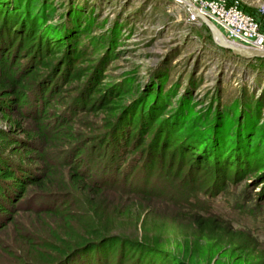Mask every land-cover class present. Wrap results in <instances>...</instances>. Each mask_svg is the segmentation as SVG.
I'll return each instance as SVG.
<instances>
[{"label":"rangeland","instance_id":"obj_1","mask_svg":"<svg viewBox=\"0 0 264 264\" xmlns=\"http://www.w3.org/2000/svg\"><path fill=\"white\" fill-rule=\"evenodd\" d=\"M238 1L264 32V12L259 8L264 0ZM0 7L36 16L43 21L42 29L59 36L73 65L85 68L72 95L94 80L101 95L120 92L122 111L133 105L144 109V118L153 121L150 128L142 125L145 148L157 129L185 127L175 132L177 141L171 140L167 157L175 148L184 151L178 139L185 133L194 137L203 133L204 139L193 146L195 153H221L213 168L212 158L200 169L193 163L187 169L182 166L183 154L175 160L183 172H190V179L205 178L208 187L184 188L169 179L167 185L180 199L186 193L189 199L195 195L200 200L196 213L205 210L219 216L231 229L229 236L205 237L190 218L195 212L167 198L150 210L144 227L138 224L139 236L158 238L160 247L189 264H264V61L242 59L217 47L200 21L188 20L187 6L178 0H0ZM71 100L67 98L64 107ZM79 115L81 131L105 134L107 114ZM0 129H8L7 122L0 120ZM203 141L205 149L200 146ZM244 146L250 159L237 161ZM231 152L233 159L228 162ZM225 169L229 179L223 181L220 172ZM158 177L152 180L157 186L162 181ZM34 219L24 210L14 223L0 229V244L13 246L17 257L24 255V264L33 263L35 255L21 234L36 233L35 243L49 237L48 229ZM17 257L0 253V264H18Z\"/></svg>","mask_w":264,"mask_h":264},{"label":"trees","instance_id":"obj_2","mask_svg":"<svg viewBox=\"0 0 264 264\" xmlns=\"http://www.w3.org/2000/svg\"><path fill=\"white\" fill-rule=\"evenodd\" d=\"M42 25L36 16L0 7V120L8 124L0 129V229L24 210L48 229L49 237L38 243L33 240L36 233L21 234L35 255L28 264H189L160 247L158 238L137 232L138 224L144 227L150 210L165 198L195 212L190 218L205 237H228L231 229L219 216L196 213L200 200L195 195L180 199L167 185L169 179L184 188L204 187L205 178L190 179V172H183L175 160L183 154L182 166L193 163L200 169L212 158L213 168L221 153H195L193 146L204 135L185 133L178 139L184 151L175 148L167 157L171 140L177 141L175 132L185 127L157 129L145 148L142 125L153 126L150 117L144 118L145 110L133 105L122 111L120 92L101 95L94 80L72 95L85 68L75 67L71 53L62 50L63 41ZM67 98L71 104L64 107ZM94 113L107 114L103 136L87 135L78 127L83 124L79 114ZM205 144L200 146L205 149ZM244 148L237 161L250 159ZM232 159L233 152L227 161ZM227 170L220 172L223 181L229 179ZM156 175L162 180L159 186L152 181ZM122 220L129 223L125 226ZM16 251L0 244L6 256L17 257ZM14 259L26 262L24 255Z\"/></svg>","mask_w":264,"mask_h":264},{"label":"built area","instance_id":"obj_3","mask_svg":"<svg viewBox=\"0 0 264 264\" xmlns=\"http://www.w3.org/2000/svg\"><path fill=\"white\" fill-rule=\"evenodd\" d=\"M181 2V0H178ZM230 41L264 50V32L259 22L246 13L238 0H190ZM264 12V6H260ZM188 20L199 21L187 7Z\"/></svg>","mask_w":264,"mask_h":264},{"label":"water","instance_id":"obj_4","mask_svg":"<svg viewBox=\"0 0 264 264\" xmlns=\"http://www.w3.org/2000/svg\"><path fill=\"white\" fill-rule=\"evenodd\" d=\"M188 9L195 15L196 18L208 29L213 43L226 51L231 52L233 55L242 59H264V50L253 47L241 45L236 42L228 40L221 31L204 15L200 13L196 6L190 0H181Z\"/></svg>","mask_w":264,"mask_h":264}]
</instances>
